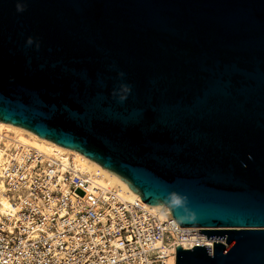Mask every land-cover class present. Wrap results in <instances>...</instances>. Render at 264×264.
<instances>
[{
    "label": "water",
    "instance_id": "1",
    "mask_svg": "<svg viewBox=\"0 0 264 264\" xmlns=\"http://www.w3.org/2000/svg\"><path fill=\"white\" fill-rule=\"evenodd\" d=\"M0 121L227 240L177 264H264V0H0Z\"/></svg>",
    "mask_w": 264,
    "mask_h": 264
},
{
    "label": "built area",
    "instance_id": "2",
    "mask_svg": "<svg viewBox=\"0 0 264 264\" xmlns=\"http://www.w3.org/2000/svg\"><path fill=\"white\" fill-rule=\"evenodd\" d=\"M4 152L0 189L10 203L1 210L0 264H177V248L193 249L226 239H208L181 226L141 198L128 200L68 161L24 147L0 135ZM223 229V228H218Z\"/></svg>",
    "mask_w": 264,
    "mask_h": 264
},
{
    "label": "bare ground",
    "instance_id": "3",
    "mask_svg": "<svg viewBox=\"0 0 264 264\" xmlns=\"http://www.w3.org/2000/svg\"><path fill=\"white\" fill-rule=\"evenodd\" d=\"M7 134L12 137L14 140L18 141L24 147H32L34 149L39 150L40 152L46 154L47 156H55L58 158L64 159V161H68L71 157L74 159V162L80 167L83 172L88 173L99 183L107 188H115L118 189L121 194L127 198L128 200H133L136 198H141L139 193L132 190L124 179L120 176L111 172L101 166L99 163L91 160L84 154L72 150L66 147H63L52 140L40 137L36 133L23 128L21 126H16L10 123H6L0 121V135ZM4 161V152L0 148V167ZM1 174V168H0ZM5 188L4 181L0 178V189L3 190ZM143 200V199H142ZM1 202V210L7 211L10 209V203L8 198L2 194L0 197ZM150 208L157 212L161 218H166L167 210L169 208L163 204L159 205H150Z\"/></svg>",
    "mask_w": 264,
    "mask_h": 264
},
{
    "label": "clouds",
    "instance_id": "4",
    "mask_svg": "<svg viewBox=\"0 0 264 264\" xmlns=\"http://www.w3.org/2000/svg\"><path fill=\"white\" fill-rule=\"evenodd\" d=\"M17 10L23 11V8L18 4ZM29 43H31V41H29ZM167 204L173 209H177L181 207L186 208V198L181 197L177 193H170L169 197L167 198Z\"/></svg>",
    "mask_w": 264,
    "mask_h": 264
}]
</instances>
